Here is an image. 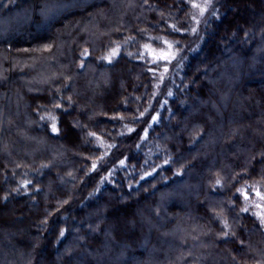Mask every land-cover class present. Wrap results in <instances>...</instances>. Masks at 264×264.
<instances>
[{
    "label": "trees",
    "instance_id": "trees-1",
    "mask_svg": "<svg viewBox=\"0 0 264 264\" xmlns=\"http://www.w3.org/2000/svg\"><path fill=\"white\" fill-rule=\"evenodd\" d=\"M214 7L0 0V264H264V0Z\"/></svg>",
    "mask_w": 264,
    "mask_h": 264
},
{
    "label": "rangeland",
    "instance_id": "rangeland-1",
    "mask_svg": "<svg viewBox=\"0 0 264 264\" xmlns=\"http://www.w3.org/2000/svg\"><path fill=\"white\" fill-rule=\"evenodd\" d=\"M194 2L201 3L203 5L204 0H194ZM215 3H216V0H211V3L208 5V10L204 13L203 16H201L199 14L198 9L194 8L193 29H195L194 33H196V35H197V37H196L197 40H198V36L202 32L201 30L203 27L204 20H207L209 16L213 15V9H215V7H214ZM164 40L165 39L161 40V45L160 44L157 46L149 45V52L152 55V57H153V53L151 50L154 49L157 52H159L160 49H162V48L166 49L167 48V46L163 44ZM197 40L194 38V43L190 44V46H191L190 49L198 45L199 42ZM167 41L172 42L170 40H167ZM174 51L176 53L179 51L176 55V59L172 60L170 63L164 62V61L157 63V66H158L157 71L159 74L158 79H157V83H158V87L160 89V92L163 95L168 92L172 77L177 72H179V70L181 69V65L185 59V54L182 52L183 50L181 48L177 50V48L175 47ZM165 67H167V69H168L167 72L164 71ZM161 74H163L162 80L160 79ZM258 206H259L258 209H259L260 213L264 214V200H262V202L260 204H258Z\"/></svg>",
    "mask_w": 264,
    "mask_h": 264
},
{
    "label": "snow or ice",
    "instance_id": "snow-or-ice-1",
    "mask_svg": "<svg viewBox=\"0 0 264 264\" xmlns=\"http://www.w3.org/2000/svg\"><path fill=\"white\" fill-rule=\"evenodd\" d=\"M189 3L191 4V7L196 8L199 10V14L201 16L204 15V13L208 10V5L211 3V0H204L203 5L201 3L194 2V0H189ZM215 9H213V13L215 14ZM194 18V17H193ZM173 29L175 31H179V29H176L175 26H173ZM193 32H195V29H192ZM163 44L167 46L166 49H160L159 52L156 50H151L153 53V62L159 63L161 61L168 62L170 63L172 60L176 59L177 53L174 51L175 45L172 42H169L167 40L163 41ZM145 48H149L148 45H145ZM117 53L113 51L111 54L112 56L116 55ZM105 59H108L109 61L111 60V56L105 57ZM164 71L167 72L168 69L167 67L164 68ZM160 79H163V74H161ZM168 95H172L171 92L168 93ZM57 107H60V105H56ZM41 119H44V117H41ZM49 119H55L54 117H49ZM155 119V118H153ZM52 131L53 132H58V128L56 127L55 124L52 125ZM129 132L133 131V129H128ZM90 135L95 136V133H91ZM146 135V133H145ZM109 147H112V145H109ZM219 183V181H217ZM257 195L260 196L261 200H264V194L257 192ZM248 209L245 208L243 211H247ZM261 223L264 224V214L261 215ZM64 233L61 232V236H63ZM234 235V234H233ZM228 236V233H225V237ZM240 243L243 245L244 241H240Z\"/></svg>",
    "mask_w": 264,
    "mask_h": 264
}]
</instances>
